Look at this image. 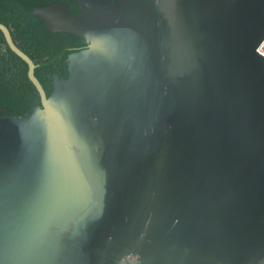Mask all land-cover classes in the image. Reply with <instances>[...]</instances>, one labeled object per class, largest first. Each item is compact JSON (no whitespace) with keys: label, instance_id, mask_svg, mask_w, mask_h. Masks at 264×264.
I'll return each mask as SVG.
<instances>
[{"label":"water","instance_id":"water-1","mask_svg":"<svg viewBox=\"0 0 264 264\" xmlns=\"http://www.w3.org/2000/svg\"><path fill=\"white\" fill-rule=\"evenodd\" d=\"M68 0L80 37L0 117V264H264V0Z\"/></svg>","mask_w":264,"mask_h":264},{"label":"trees","instance_id":"trees-1","mask_svg":"<svg viewBox=\"0 0 264 264\" xmlns=\"http://www.w3.org/2000/svg\"><path fill=\"white\" fill-rule=\"evenodd\" d=\"M52 1L55 0H0V23L7 26L14 43L36 65L34 74L46 95L52 90L53 74L67 76V55L86 45L75 35L48 30L31 13L35 4ZM72 5L70 0L68 7L76 14ZM34 105H40V98L27 77V64L10 50L0 31V117H23Z\"/></svg>","mask_w":264,"mask_h":264},{"label":"built area","instance_id":"built-area-1","mask_svg":"<svg viewBox=\"0 0 264 264\" xmlns=\"http://www.w3.org/2000/svg\"><path fill=\"white\" fill-rule=\"evenodd\" d=\"M257 52L264 57V38L258 44V46H257Z\"/></svg>","mask_w":264,"mask_h":264},{"label":"flooded vegetation","instance_id":"flooded-vegetation-1","mask_svg":"<svg viewBox=\"0 0 264 264\" xmlns=\"http://www.w3.org/2000/svg\"><path fill=\"white\" fill-rule=\"evenodd\" d=\"M72 2H73V7L76 9V11H77V13L79 12V10H78V7H77V5H76V2L74 1V0H71ZM69 2H70V0H68V4H69ZM54 75H57V74H53L52 75V81H53V78H54ZM58 76V75H57ZM59 77V76H58ZM60 78V77H59ZM52 83V82H51Z\"/></svg>","mask_w":264,"mask_h":264}]
</instances>
